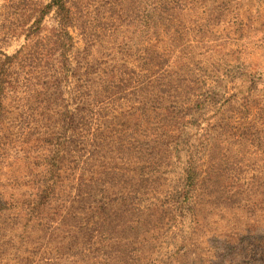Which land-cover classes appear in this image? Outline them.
<instances>
[{"label": "rangeland", "instance_id": "1", "mask_svg": "<svg viewBox=\"0 0 264 264\" xmlns=\"http://www.w3.org/2000/svg\"><path fill=\"white\" fill-rule=\"evenodd\" d=\"M51 1L0 0V264H264V0H67L71 73L10 65ZM55 26L47 14L42 35ZM84 58L114 84L83 99L95 181L72 204L71 181L46 191L55 149L37 138L80 106ZM145 144L158 173L139 187L168 204H111L104 184L123 162L142 173Z\"/></svg>", "mask_w": 264, "mask_h": 264}, {"label": "trees", "instance_id": "2", "mask_svg": "<svg viewBox=\"0 0 264 264\" xmlns=\"http://www.w3.org/2000/svg\"><path fill=\"white\" fill-rule=\"evenodd\" d=\"M67 0H52L47 6L39 10L40 15L26 30V40H31V43L23 47L16 55L13 57H6V60L10 65L26 60L38 59V57L57 62L62 67L65 68L67 74L71 73L68 70L69 66L72 65L73 52L75 49L76 41L71 34L70 28L74 24V17L72 16L71 9L67 5ZM53 13L56 18V26L53 27L48 34L42 35L43 28L42 23L47 16V14ZM90 63L87 58H84L82 64L78 66L77 75L72 73V76L75 78L74 85H77V97L79 98L80 106L76 108L75 112L69 113V117L65 124L50 126H42L39 134V139H43L44 143L48 144L50 147H53L54 156L51 158V165H48L45 171L47 176H50L51 185L46 186V191L54 188V185H65L66 181H71L72 188L76 191V196L72 204H87L89 192L87 188H90L91 183L95 181L90 173V136L88 130V121L89 117L85 113V103L83 99L92 100V98L100 97L103 94L106 88H109L111 84H114L103 71L91 72ZM62 68V70L64 69ZM64 71V70H63ZM4 74V72H3ZM77 76V77H76ZM68 79V78H67ZM4 91L6 89H0V109H2V100L5 96ZM88 97V98H86ZM183 106H181L182 108ZM155 107H148L143 105L141 108L142 112H152L156 113ZM179 108L178 106L169 105L168 107L160 108V110L168 111L169 109ZM159 109V108H157ZM182 111L183 109H178ZM82 112V113H81ZM84 112V114H83ZM81 113V114H79ZM182 115L181 113H177ZM182 119V118H181ZM57 123V122H56ZM141 135L135 138L138 139L136 142L141 141L142 137L145 136L144 133L147 132V129L142 127ZM157 139H167V134L164 133H154ZM146 139V138H145ZM162 139V140H163ZM150 140V139H149ZM147 142H150V141ZM140 142V144H143ZM151 144H145L144 146H137L140 154L147 156L141 160H137L135 169L139 173L135 179H131L129 165L125 162L119 165L120 173L116 177L111 178V181L104 186L107 187V191L111 192V204H117L118 202L128 203L132 200V194L137 195V204H168V198L165 196H156L155 192L151 188H140L139 184L149 185L148 182H151V179H155L158 171L154 167L158 165L157 162L152 158V147ZM97 148L101 146L98 143ZM73 148V149H72ZM51 152V150H49ZM99 164L98 168H103L108 165L101 161V158H98ZM112 165L115 163V158L111 159ZM115 167V166H114ZM113 167V168H114ZM97 169V167H96ZM97 172V170L95 171ZM94 172V173H95ZM135 172V171H134ZM98 175H101V172L98 170ZM96 181H101V176L97 177ZM65 181V182H64ZM127 189H126V188ZM125 188V189H124ZM155 195V196H154Z\"/></svg>", "mask_w": 264, "mask_h": 264}]
</instances>
